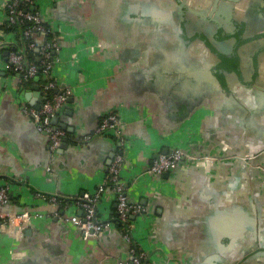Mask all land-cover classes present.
Here are the masks:
<instances>
[{"label":"crops","instance_id":"obj_1","mask_svg":"<svg viewBox=\"0 0 264 264\" xmlns=\"http://www.w3.org/2000/svg\"><path fill=\"white\" fill-rule=\"evenodd\" d=\"M7 1L0 0V184L10 199L0 216L28 211L30 217L0 230V264L129 260V243L114 224L112 191L97 205L99 219L110 225L89 239L64 218L82 214L75 200L62 206L49 199L91 193L103 182L115 145L95 131L101 114L112 110L125 139L121 177L131 201L148 208L132 218L131 236L150 254L161 249L152 264H264V36L252 43L254 30L242 29L246 73L238 80L228 68L221 88L214 81L218 55L186 41L181 27L183 20L188 32L212 35L216 25L201 31L194 20L209 14L225 27L253 14L257 0L216 6L215 0H37L59 43L54 91L73 89L58 114L67 126L60 152L21 108L35 107L48 92L45 77L22 83L8 65L10 46L25 50L26 43L8 29ZM223 25L226 35L211 42L220 55L229 53L232 39ZM262 30L257 25V34ZM26 54L39 63L37 48ZM177 147L209 160L185 162L166 176L147 171L159 153Z\"/></svg>","mask_w":264,"mask_h":264},{"label":"built area","instance_id":"obj_2","mask_svg":"<svg viewBox=\"0 0 264 264\" xmlns=\"http://www.w3.org/2000/svg\"><path fill=\"white\" fill-rule=\"evenodd\" d=\"M37 0H8L6 2V11L8 22L18 21L26 23V27L20 36L25 39L26 49L37 48L40 55L39 63L31 60L19 46L11 45L8 49L7 62L15 71L20 74L22 83H27L34 78L39 71L41 76L46 78L45 89L48 95L42 101L39 108L22 105V110L29 115L35 123L37 129L47 135L49 146L52 151L59 148L62 140L66 137L65 129L55 126L51 122V118L59 114L62 105L73 89L69 86L57 88L53 79L50 77L51 69L55 62V53L59 50L58 38L56 32L47 22L44 21L42 14L36 7ZM22 6V7H21ZM31 7H33L31 9ZM38 34L39 37L34 35ZM121 117L117 111H106L101 114L99 125L95 131L98 137L110 138L115 145L112 160L108 166L107 173L101 184L97 186L94 192H84L75 200L81 215L65 216V220L73 223L80 231L83 239L95 237L102 229L110 225L109 222L101 221L97 213V205L103 193L110 190L115 195V207L117 213V221L124 226H118V231L122 237L129 243L130 258L127 262L120 264H152L151 254L138 246L131 236L133 226V217L146 215L148 208L139 203L133 202L127 193V183L121 177V167L123 155L121 146L124 144V135L120 130ZM91 135H86L85 139H90ZM208 161V155L192 156L182 148H174L168 152L159 153L148 166L147 171L154 174H162L165 171L173 170L183 163H196ZM41 196H44L40 194ZM10 199L8 186L6 183L0 184V205L6 204ZM50 201L55 202L57 198L52 195ZM28 211L8 212L4 216H0V230L13 224H21L29 219Z\"/></svg>","mask_w":264,"mask_h":264},{"label":"water","instance_id":"obj_3","mask_svg":"<svg viewBox=\"0 0 264 264\" xmlns=\"http://www.w3.org/2000/svg\"><path fill=\"white\" fill-rule=\"evenodd\" d=\"M177 3H180L181 0H175ZM215 6L218 2V0H215ZM257 25H264V21L262 22V20H264V0H257ZM223 4H227V3H220L219 6H223ZM33 7H31L32 9ZM261 10V11H260ZM224 13V12H223ZM222 13V14H223ZM225 16V15H224ZM183 17V16H182ZM216 22V25H217V32L218 34L220 35V37L222 36L221 35V32H220V29L222 28L221 26L223 25L222 24V21L221 19H219L218 17L214 16L213 18ZM226 19H228V15L226 17ZM262 19V20H261ZM258 36L262 35L264 36V30L262 31H259ZM228 39V36H226L224 39ZM246 38V37H244ZM245 40H248V38H246ZM226 42H229L228 40ZM241 43V42H240ZM214 45H209V49H211L212 51H215V53L218 55L217 58H218V61L216 63H214V71L216 73V75H214V81L215 83L220 86L221 88H224L226 87V81L225 80V74L227 75L228 72H227V69L228 68H232L234 69L233 72L234 74L238 75L237 76V79L240 80V77H242L245 73H246V60L248 59V55H246L247 53L246 52H242L241 48H239L237 50V53L236 54H233V55H230L232 53H230L231 51H227L229 53H227L226 55L225 54H222L220 55L217 50L219 51L218 48H216L215 46L213 47ZM220 52V51H219ZM258 56V55H257ZM252 59V58H251ZM249 60V59H248ZM35 88H37L35 86ZM26 98H28V95H26ZM41 101L42 99H40V102H38L36 105H34L35 107L34 108H39L40 105H41ZM51 122L55 125V126H58V127H61L63 129L67 128L66 124L65 123H61L59 121V115L56 114L54 115L52 118H51ZM45 135V134H44ZM47 137V135H45ZM67 146V139L64 138L57 150V152H60L61 149L65 148ZM114 154V152L112 153V155ZM169 171H165L162 173L163 176H166L168 175ZM2 206V205H0ZM131 218H133V216H131ZM154 252H159V254L162 256V251L161 249H155ZM153 251L151 252V255L152 253H154Z\"/></svg>","mask_w":264,"mask_h":264},{"label":"flooded vegetation","instance_id":"obj_4","mask_svg":"<svg viewBox=\"0 0 264 264\" xmlns=\"http://www.w3.org/2000/svg\"><path fill=\"white\" fill-rule=\"evenodd\" d=\"M241 1V0H240ZM256 1V0H255ZM256 4V2H255ZM242 6V5H240ZM255 12H253V14L250 15V13H243V15L240 16V19L238 20H235V19H232L230 20V23L231 25H223L224 29H226V31H229V35L232 37V39H228L229 42H227V48L231 51L230 55H233V54H236L237 53V50L240 48L241 46V43L240 42H244L245 39L244 38V33H243V28L244 27H247L249 28L250 30H254L252 31L251 35H249V40L248 41H251L253 43V41L257 40V7L253 9ZM261 11V10H260ZM209 15V14H208ZM206 15L205 18H202V21H196L194 20L193 22V26H201V31L202 30H205L207 28H209L208 25H216V22H213L212 18L210 17V15L208 16ZM217 26V25H216ZM181 27L183 29V32L186 33V37H187V40L186 41H200L201 43H205L207 46L211 45L212 43V40L214 41L216 36L219 38V34L217 32V28L215 29H212V35L208 34V32L210 31H202L201 32H197V31H194V32H188L187 30V25L185 24V22L182 20V24H181ZM225 31V32H226ZM207 32V33H206ZM221 34H224V36L226 35L224 33V30H220ZM254 34V35H253ZM228 36V35H227ZM255 36V37H254ZM254 37V38H253ZM216 41V40H215ZM226 48V49H227ZM215 53V51H214Z\"/></svg>","mask_w":264,"mask_h":264},{"label":"trees","instance_id":"obj_5","mask_svg":"<svg viewBox=\"0 0 264 264\" xmlns=\"http://www.w3.org/2000/svg\"><path fill=\"white\" fill-rule=\"evenodd\" d=\"M22 7V6H21ZM9 28L8 29H13L15 30L20 36L22 35V31L23 29L26 27V23H21V22H18V21H14L13 23H9ZM23 42H25V39L22 40ZM30 56L35 59V56H34V53L33 51H31L30 53ZM36 78H41V71L38 72V74L35 76ZM34 79V78H32ZM54 90L51 91V93L53 92ZM78 196H75V197H60V196H57V203L61 204L62 206L69 202V201H73V200H77ZM116 210V209H115ZM114 214V220L117 221V213L116 211L113 213ZM118 222V221H117ZM118 226H124L121 222H118L117 223Z\"/></svg>","mask_w":264,"mask_h":264}]
</instances>
